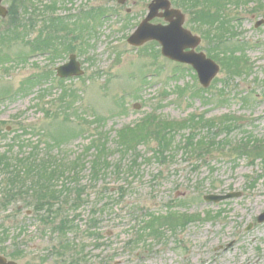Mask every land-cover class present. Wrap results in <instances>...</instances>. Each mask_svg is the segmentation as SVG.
<instances>
[{"label": "rangeland", "instance_id": "obj_1", "mask_svg": "<svg viewBox=\"0 0 264 264\" xmlns=\"http://www.w3.org/2000/svg\"><path fill=\"white\" fill-rule=\"evenodd\" d=\"M14 1L3 5L10 9ZM118 1L19 0L17 9L28 26L20 36H11L10 19H0V154L27 156L35 148L40 159L49 155L50 163L56 160L78 173L55 225H45L35 212L26 217L32 207H0V237H7L3 254L14 259L9 253L20 249L19 264H264V222L257 221L264 213V25L256 26L264 20V9L253 12L264 0L247 5L232 0L225 17L209 15L203 24L211 26L215 36L210 39L209 27L184 11L185 26L203 39L198 52L212 56L224 50L227 56H243L249 66L246 71L221 66L205 91L195 71L163 57L157 42L139 48L127 42L153 0ZM52 4L56 9L50 13L68 18L64 26L85 13L93 16L87 28L73 34L44 33L47 20L37 18V10L48 12ZM46 37L60 38L70 50L51 46L41 52ZM35 38L38 52L30 46ZM73 53L85 74L60 79L56 68ZM67 96L74 98L61 105L60 97ZM192 115L237 120L226 125L228 132L199 127L205 130L201 136L208 129L215 141L227 139L232 145H216L198 158L184 151L177 134L164 156L155 142L136 152L121 151L119 131L147 116L180 122ZM95 118L103 128L89 124ZM99 131L108 151L99 156L98 167L109 166L94 179L90 168L100 146H91V140ZM248 142L262 144L261 157L231 149ZM229 194L239 196L219 203L204 199ZM190 216L198 217L182 226L180 221ZM65 219L70 226L57 232L56 224ZM56 251L62 257L52 256Z\"/></svg>", "mask_w": 264, "mask_h": 264}, {"label": "trees", "instance_id": "obj_2", "mask_svg": "<svg viewBox=\"0 0 264 264\" xmlns=\"http://www.w3.org/2000/svg\"><path fill=\"white\" fill-rule=\"evenodd\" d=\"M18 2L19 0H15L14 3H12L9 9V16L7 18V20H11V27L15 29L11 36L24 35L22 31L25 30V28H28V26L24 23V19L22 17L23 15H20L19 10L17 9ZM205 2L208 3L207 1ZM48 8V12H45L43 10L41 14L39 12L40 9L37 10V14H39V17L37 18L46 17L44 20L47 21L44 23L45 25H48L45 27L46 30H44V33L47 32L48 34L50 31H52V33H56L57 30H59V32L65 31L67 33L69 31V34H73L74 32L80 30V28H87V24L89 25V16H93V14H90L92 11L89 13H85L84 18L79 17L78 20L74 21V24L70 23L64 26L65 23L63 21L66 19L63 20V18L50 13L55 10L56 6L52 4ZM187 10L193 15L194 21L197 20L200 25L204 27H209L208 31L206 32L209 39L210 35L215 36L211 32V26L204 25L208 23L207 17H209V15H212L210 9L207 6L201 8H199L198 6L197 8L190 6L187 8ZM29 23H33L34 25V22H32V20ZM31 24L29 25L30 27ZM10 31H8L7 33H9ZM57 39H54V41L53 39H51V37H46L45 48L43 49H46L47 51L42 49L41 52H49L51 50V46L52 48H62L64 49V51L68 49L70 50V47H67L68 45L65 46V43H62L60 38ZM35 40L36 44L34 43L35 45L31 44L30 46L32 49L38 52L40 51V42L36 38ZM224 53V50H220L218 52H215L212 57L216 60H219L225 70L233 71L241 68L240 71H242L243 69L246 71L248 69L249 66L247 63H245L243 56L240 58H236L234 56L232 57L231 55H224ZM66 98L71 99L74 97H60L59 102H63L61 105L65 104L64 100ZM67 108L68 106H65V111L67 110ZM202 117L203 116L192 115L189 118L180 122H173L162 118L160 120H151V116H147L145 119L136 124V126L134 125V127H128L119 131L118 137L121 143V151H125L126 153L136 152L137 148L140 145L149 142H155L160 149L158 154L164 156L165 153L168 151L169 147L172 146V141L174 140L177 134L182 135V145L184 151H186L187 154H190V156H195L198 158H200L202 155L209 154L210 150L216 145H232V143H230L227 139H223L222 141H215L216 139H214V137L210 135L211 130L207 129V132L209 131V134L205 136L203 134L205 132L203 128L209 127L210 129H213L214 127H219V129H222L224 131L226 130V125L230 126L232 123H236L237 120L235 121L233 119L222 118L221 120L217 121H204ZM89 124L97 125L100 128H103V122H101L99 119L97 120L96 118L95 121L89 122ZM193 126H197L196 129L190 128ZM200 126H203V128H199ZM185 130L187 132L184 135L182 132H185ZM202 130L203 133L201 136L200 132ZM226 131L228 132V130ZM103 138V134L99 131L91 140V146H100L98 148H95L97 149L95 151L96 158H94V161L92 162V167L90 168L92 178L94 179H96L101 172L106 171L109 166V164H105V167H98L99 164L97 163L98 159L102 156L103 152L108 151V144H106V139ZM253 144L252 142H248L246 144H238L236 146H232L231 149H233V152H248L249 150H252L251 154L257 155L258 158L261 157L262 155H259V153L261 152V149L263 147L262 144H255L254 146H252ZM34 151L35 148L33 149L32 153L28 154L27 156H20L18 154L14 156L9 151L0 154V186L2 187L0 189V207L7 208L13 206L14 204H22L26 207H32L37 210L38 216L41 217V222L47 225H55V219L59 218L63 214L62 212L64 211L65 205L62 199L65 198L67 201L69 200V198L67 197V194H69L68 188L73 183V181L74 183L77 182V179H74L73 176L75 178H78L76 177L78 173L72 174V166H70L72 165V163H70L69 165L71 169L69 170L70 172H68L66 170L67 167H62L63 165H60L61 163H59L58 161L55 160L50 163L48 159L51 156L48 155L44 157L47 160L40 159V156H37ZM74 163L83 166V164H81L77 160ZM62 168H64L63 171ZM41 170L44 171L41 172ZM67 175H70L71 177ZM60 181H62V183H60ZM59 183L61 184V186H59ZM77 191L78 192L76 196L79 201V199L82 198V195L80 194L79 190ZM77 202H75L74 204H77ZM197 217L198 216L184 217V219L179 221L181 222L182 226H186V224L190 220L197 219ZM160 220L161 219L158 218L155 219V221L158 222H161ZM68 224L70 226V222L67 221V219L62 220L59 224H56L58 226L55 228V230L58 232L59 226L63 225L65 227L60 230L64 231L66 230L65 228Z\"/></svg>", "mask_w": 264, "mask_h": 264}, {"label": "water", "instance_id": "obj_3", "mask_svg": "<svg viewBox=\"0 0 264 264\" xmlns=\"http://www.w3.org/2000/svg\"><path fill=\"white\" fill-rule=\"evenodd\" d=\"M4 0H0V17L6 18L8 10L2 6ZM124 3V0L120 1ZM164 10V13H159ZM155 18H163L169 23L167 26L153 25L151 22ZM185 17L178 10H172L168 0H154L149 6L147 18L140 24L134 34L128 39V43L135 47H140L150 41L158 42L162 47V55L172 61L191 65L197 72L199 81L204 88H208L211 82L220 72V67L213 60L207 59L203 53L197 54L194 49L200 45L201 38L183 28ZM263 22L258 23L260 26ZM187 49L192 51L187 52ZM61 78L79 77L84 73L81 65L77 62V57L72 55L67 64L57 69ZM238 194L226 196L209 195L204 199L208 202L219 203L231 198L238 197ZM258 221L264 222V213L259 216ZM0 264H16L7 262L0 258Z\"/></svg>", "mask_w": 264, "mask_h": 264}, {"label": "flooded vegetation", "instance_id": "obj_4", "mask_svg": "<svg viewBox=\"0 0 264 264\" xmlns=\"http://www.w3.org/2000/svg\"><path fill=\"white\" fill-rule=\"evenodd\" d=\"M205 1H207L208 3H206ZM170 2H171L172 7H173V4L174 5L176 4L178 6V8H182L183 9V10H181V9H179V10L185 16V23H186L187 18H186V14L184 13V11L186 13H188L189 16H192L193 17V15L190 12H188V10H187L188 7L193 6V7H196L197 8V6H198L199 8H201V7L207 6L210 9V12H211L212 16L216 17L217 15H221V16L225 17L226 16L225 15V10H226L227 7H229L231 5L232 0H197V1H193V0H180L177 3H175L174 1L173 2L170 1ZM234 3H235L234 5H240L238 3H241L242 5H247L249 3V0H235ZM263 9H264V6L261 3H258L256 5L255 9H253L254 10L253 12L257 13V12L262 11ZM196 11H197V9H196ZM63 19H68V18H65L64 17ZM185 23H184V28L188 29L185 26ZM163 24H167V23L164 22ZM188 30L193 33L192 30H190V29H188ZM193 35H196V34L193 33ZM196 52H198V51L196 50ZM21 210H22V206H19L17 211L20 212ZM34 212L36 213V216H38L37 210H35L33 208V212L27 211L26 217H28V218L34 217ZM45 225H47V224H45ZM6 239H7L6 234H4V236L0 237V247L6 241ZM4 251H5V249L0 248V258L6 260L7 262H14L16 264H19L18 260H20L21 257L23 256V252L20 251V249H15L14 251L12 250V253H9V256L10 257H15L14 259L13 258H9L8 256L4 255L3 254ZM66 251H68V248L66 249ZM61 253H62L61 251H56V254L55 253H52V256H56L57 255L58 257H62V254ZM15 259H18V260H15ZM50 259H51V257H50ZM59 264H63V261H60Z\"/></svg>", "mask_w": 264, "mask_h": 264}]
</instances>
